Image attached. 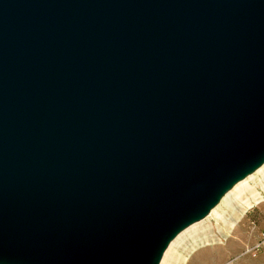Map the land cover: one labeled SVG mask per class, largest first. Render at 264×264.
I'll return each instance as SVG.
<instances>
[{"label":"water","instance_id":"obj_1","mask_svg":"<svg viewBox=\"0 0 264 264\" xmlns=\"http://www.w3.org/2000/svg\"><path fill=\"white\" fill-rule=\"evenodd\" d=\"M261 148L264 0H0V260L152 264Z\"/></svg>","mask_w":264,"mask_h":264},{"label":"rangeland","instance_id":"obj_2","mask_svg":"<svg viewBox=\"0 0 264 264\" xmlns=\"http://www.w3.org/2000/svg\"><path fill=\"white\" fill-rule=\"evenodd\" d=\"M261 178L260 175L255 177L250 184L264 195V190L259 184ZM249 195L247 191L242 197L246 198ZM232 200L235 201L232 202L235 208H231L232 204L229 203L221 208L225 209L223 211L226 212V216H230L236 222L229 235H222L217 231L216 218L206 223L214 224L211 231L199 230L194 234L185 231V236L179 238L175 247L177 256L175 260H171L172 263L169 261V264H264V198L259 203L251 199V205L241 204L243 200L241 201L240 198ZM230 214H235L238 218ZM219 223L223 226L222 221ZM202 240L205 242L193 250V247Z\"/></svg>","mask_w":264,"mask_h":264},{"label":"bare ground","instance_id":"obj_3","mask_svg":"<svg viewBox=\"0 0 264 264\" xmlns=\"http://www.w3.org/2000/svg\"><path fill=\"white\" fill-rule=\"evenodd\" d=\"M263 149L261 148L254 155L256 157H257V155L258 156L261 155L259 161H262L261 158L264 157V153H263L264 151H263ZM259 175L262 177L260 179V183L259 184H261L262 189L264 190V164H263L260 167H258V169L255 170L249 176H246V177L238 180L234 184V187L232 189L227 190L222 195V197L220 199L221 201H220V203L218 205H215V199H217L218 196L221 194L220 191H223L227 187V185L229 184L228 182L229 181H232V178L230 180H228V182L226 184H223V185L220 184L221 186H219V183H221V182H217L218 180L215 177L212 178L210 180V182L205 186V188L203 190V193H202L203 196H202V200L200 202V204H203V207L201 208V210L199 212L195 213V214H192L186 220H184V222H186L187 224H186V227L183 230L182 229L181 230H177L175 228V230L166 237L163 245L160 247L159 252L156 255V258L154 259V261L152 262V264H155V263L156 264H167V263L169 264V261H170V263H172L171 260L172 261L175 260V258L177 256L176 255V251L177 250L175 249V247L177 246V241L179 240V238H181V236H183V235L185 236L184 232L187 231V232H189L191 234H194V232H197L199 230H209V231H211V230H213L214 224L212 222H210L209 224H206V223L209 220H211L212 218H214V219L216 218V220L218 221V223L216 224L217 225V229H218L217 231L219 233H222V235L228 236L229 233L232 231L233 227L235 226L236 222L230 216H226V212L223 211L225 209H223V210L221 209L222 206L224 204L227 205L228 203H229V205L232 204V202H233L232 199L233 198H235V199H239L240 198L241 201L243 200V202H241V204H247V205H251V203H252V201H250L251 199H253V201H255L256 203L261 202L263 200V198H264V195L262 194L261 191L257 190V188L255 186H252L250 184V181L253 180V179H255V177H257ZM223 179H225V177ZM215 188H217V190ZM247 191L249 192L250 195L249 196H246V198H243L242 197L243 193H245V192L247 193ZM237 206H239V205H237ZM231 208H235V207H233V204H232ZM207 210H208V213H206L207 215L205 217L201 218V219H198V217L200 216V214L202 212L205 213ZM227 211H229V210H227ZM230 215L232 216L233 214H230ZM235 217H236V215H235ZM236 218H238V217H236ZM221 221L223 223V226H220V223L219 222H221ZM160 230H159V232H160ZM159 232H158V234L155 235V237L153 238V240L150 242V244H149V246H148L145 254L143 255L144 258L146 256L147 257H150V255L154 252L153 249L157 247V244H158L157 242H158L159 239H156V238H159L160 237V236L157 237L159 235ZM206 239H208V237ZM205 240L204 241L202 240L200 243L196 244V246L193 247V250H196L197 247L200 244H202V243L205 242ZM195 242H197V241H195ZM148 259H150V258H148ZM27 262L28 261H24L22 263H17V262H14V261L10 262V261H8L6 259L0 260V264H28Z\"/></svg>","mask_w":264,"mask_h":264}]
</instances>
